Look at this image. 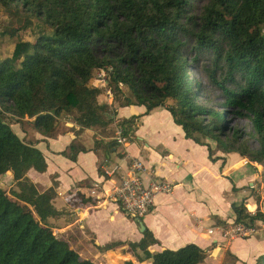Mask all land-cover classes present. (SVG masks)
Instances as JSON below:
<instances>
[{
    "label": "trees",
    "instance_id": "trees-1",
    "mask_svg": "<svg viewBox=\"0 0 264 264\" xmlns=\"http://www.w3.org/2000/svg\"><path fill=\"white\" fill-rule=\"evenodd\" d=\"M194 1L0 0L16 24L4 32L15 40L12 55L0 62V181L12 176L9 189L0 187V264H93L54 234L49 220L65 211L53 205L54 187L40 192L28 176L46 172L47 162L13 131L25 119L51 138L63 131L65 116L82 129L106 131L115 106H145L147 113L164 108L186 138L207 146L211 156L237 153L264 165V0H206L198 14ZM24 31L34 39H23ZM205 60L212 62L204 66L207 78L222 92L217 103L191 71L200 74ZM101 70L112 106L99 102L103 89L90 86ZM232 119L247 121L251 132L232 128ZM119 127L130 139L135 118ZM117 145L107 143L106 151ZM79 152L71 146L63 155L76 160ZM233 209L236 223L264 220V213L251 215L244 203ZM155 244L146 230L130 247L152 264H201L207 256L193 244L152 254ZM257 264H264V256Z\"/></svg>",
    "mask_w": 264,
    "mask_h": 264
},
{
    "label": "crops",
    "instance_id": "crops-1",
    "mask_svg": "<svg viewBox=\"0 0 264 264\" xmlns=\"http://www.w3.org/2000/svg\"><path fill=\"white\" fill-rule=\"evenodd\" d=\"M99 102L112 106L113 97L103 93ZM114 109L115 121L106 131L82 129L69 118L60 119L63 131L51 138L36 131L30 119L11 126L47 162L46 172L31 170L28 176L40 192L55 188L53 205L65 213L49 220L54 234L81 260L93 264H152L140 249L130 247L143 240L146 230L157 241L149 248L152 254L193 244L206 251L201 264H257L264 256V236L226 242L219 233L209 231L236 222L233 205L244 203L253 216L258 210L264 213V196L258 185L262 183L263 190L264 165L237 153L211 156L207 146L186 138L164 108L150 113L139 105ZM132 118L134 134L126 145H117L109 154L105 146L115 141L119 123ZM96 140L100 142L96 144ZM205 143L215 150L210 141ZM71 146L80 151L76 160L63 155ZM134 159L144 164L147 179L155 177L174 187L170 194L157 195L155 206L141 220L127 216L110 198ZM7 176L12 178L11 173ZM117 243L115 250H100Z\"/></svg>",
    "mask_w": 264,
    "mask_h": 264
},
{
    "label": "built area",
    "instance_id": "built-area-1",
    "mask_svg": "<svg viewBox=\"0 0 264 264\" xmlns=\"http://www.w3.org/2000/svg\"><path fill=\"white\" fill-rule=\"evenodd\" d=\"M97 80L106 86L108 84L107 72L101 70ZM108 94L111 95V93ZM115 141L118 145L127 144V138L123 136L121 129L118 130ZM145 170L140 160H132L126 176L110 194V198L121 206L123 212L135 220H141L153 209L157 195L170 194L174 188L172 184L158 178L147 179ZM209 233H219L226 242L247 239L256 235L264 236V220H256L251 224L233 222L224 227L211 229Z\"/></svg>",
    "mask_w": 264,
    "mask_h": 264
},
{
    "label": "rangeland",
    "instance_id": "rangeland-1",
    "mask_svg": "<svg viewBox=\"0 0 264 264\" xmlns=\"http://www.w3.org/2000/svg\"><path fill=\"white\" fill-rule=\"evenodd\" d=\"M206 2H207L206 0H195L193 3L195 6L194 14H198L201 8L206 4ZM15 26L16 24L14 23L12 16L9 14V11H7L2 5V3L0 2V62L12 55V52L15 46V40H12L11 38H9V36L5 35L4 32L7 31V28L15 27ZM21 37L25 40H30V41L34 39L33 33L31 31H24L21 34ZM211 64L212 62L210 60L203 61V63L200 65V74L197 73L196 70H191V71L195 75L193 76V78L196 77L201 82L203 87L205 88L204 93H207L208 95H210L211 98H217L219 96V93H222V92L210 83L209 79L206 76V73L204 72V66L209 68L211 67ZM99 72L100 71L95 72L93 79L90 82V86L101 88L104 90V93H111V91L108 89V84L106 86H103L104 84H101L98 82L99 80L97 79H98ZM124 89H125L126 94H129L128 90L126 88ZM218 99L219 98L215 99L216 103L220 101ZM63 118L73 119L72 116H65ZM11 119L12 118H9L10 121ZM230 126L232 128H242L246 131V133L251 132L250 124L244 120L232 119L230 121ZM229 135L231 136V133H229ZM210 142L213 144V148H216V144L212 141ZM249 145L253 149L257 148V143L253 140H249ZM258 185L260 186L261 192L264 196V190H262V183L258 182ZM11 186H12V178H10V176H7V175L4 176L0 181V187L9 189Z\"/></svg>",
    "mask_w": 264,
    "mask_h": 264
},
{
    "label": "water",
    "instance_id": "water-1",
    "mask_svg": "<svg viewBox=\"0 0 264 264\" xmlns=\"http://www.w3.org/2000/svg\"><path fill=\"white\" fill-rule=\"evenodd\" d=\"M140 227H141V231H144L145 230V227H144V224L142 222H140ZM152 261V260H151Z\"/></svg>",
    "mask_w": 264,
    "mask_h": 264
}]
</instances>
